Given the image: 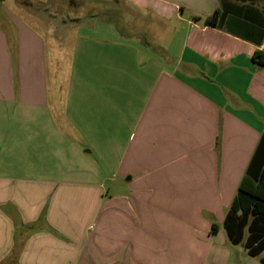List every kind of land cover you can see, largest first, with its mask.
<instances>
[{"label": "crops", "instance_id": "crops-1", "mask_svg": "<svg viewBox=\"0 0 264 264\" xmlns=\"http://www.w3.org/2000/svg\"><path fill=\"white\" fill-rule=\"evenodd\" d=\"M33 1L0 0V264H263L223 219L264 134V35L203 19L264 24V0H91L49 23Z\"/></svg>", "mask_w": 264, "mask_h": 264}, {"label": "trees", "instance_id": "trees-1", "mask_svg": "<svg viewBox=\"0 0 264 264\" xmlns=\"http://www.w3.org/2000/svg\"><path fill=\"white\" fill-rule=\"evenodd\" d=\"M19 2L28 6L34 1L19 0ZM236 9L240 12L232 14L231 22L228 21L230 14L219 7L212 14L204 17V23L217 28L231 24V27H234V30L229 28L232 34L259 44L264 35V24L257 18V12L243 14L240 10L242 7ZM251 60L259 67H263L264 50L256 48ZM215 227L216 225L212 224L213 230ZM223 228L229 240L235 244L242 243L249 255L257 256L264 251V134H261L256 143L237 192L225 213ZM260 261L264 264V254L260 257Z\"/></svg>", "mask_w": 264, "mask_h": 264}, {"label": "rangeland", "instance_id": "rangeland-1", "mask_svg": "<svg viewBox=\"0 0 264 264\" xmlns=\"http://www.w3.org/2000/svg\"><path fill=\"white\" fill-rule=\"evenodd\" d=\"M86 4L96 5L97 3L96 2L93 3L91 0H78V1H74V0H62V1L61 0H50L46 3H42V4L39 3V4L33 5L34 9H31V12L33 11L34 13L42 14L43 23H49V20H50L49 16H52V17L54 16L57 18H59V17L60 18L71 17V15H73L77 12L80 13L81 9H85V8L87 9ZM82 5H86V6L84 8L80 7ZM117 5L118 4H116V6ZM99 6L100 5L96 6L95 8L98 9ZM102 6H107V5L102 3ZM88 9L92 10L93 7H91V8L89 7ZM93 10H95V9H93ZM124 16L125 15H123V18H124ZM47 18H49V20ZM92 20H93L92 16H90V17L86 16V17H84V19L82 21L84 23H87V22H90ZM56 21L57 20L55 18L52 19V22L55 23ZM78 63H80L78 61V59H75V61H73L72 59H69L67 61H63V70L76 69L78 66ZM76 64H77V66H76Z\"/></svg>", "mask_w": 264, "mask_h": 264}]
</instances>
